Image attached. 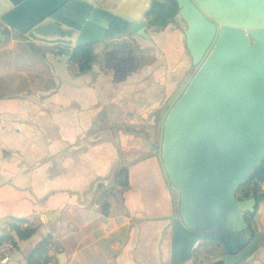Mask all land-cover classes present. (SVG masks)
<instances>
[{
  "label": "crops",
  "instance_id": "1",
  "mask_svg": "<svg viewBox=\"0 0 264 264\" xmlns=\"http://www.w3.org/2000/svg\"><path fill=\"white\" fill-rule=\"evenodd\" d=\"M183 31L121 36L150 49L135 52L137 67L99 58L74 73L67 54L0 21V240L16 244L10 264L33 252L36 264H61V252L63 264H171L176 199L157 125L191 64ZM211 246L200 243L188 264L215 258ZM238 264H264V241Z\"/></svg>",
  "mask_w": 264,
  "mask_h": 264
},
{
  "label": "water",
  "instance_id": "2",
  "mask_svg": "<svg viewBox=\"0 0 264 264\" xmlns=\"http://www.w3.org/2000/svg\"><path fill=\"white\" fill-rule=\"evenodd\" d=\"M175 1L191 64L157 125L160 169L176 199L171 264L192 262L200 243L220 249L206 264L250 261L264 241V190L237 192L264 161V0ZM153 2L0 0V21L68 54L127 34L150 39Z\"/></svg>",
  "mask_w": 264,
  "mask_h": 264
},
{
  "label": "trees",
  "instance_id": "3",
  "mask_svg": "<svg viewBox=\"0 0 264 264\" xmlns=\"http://www.w3.org/2000/svg\"><path fill=\"white\" fill-rule=\"evenodd\" d=\"M178 5L175 0H154L151 11L148 15V27L151 29H157L158 31L176 21L178 18ZM21 36L26 37L21 34ZM95 45L97 43H86L77 45L69 50L67 54L69 61L77 62L80 66V71H89L93 68L95 63L99 59V54L96 51ZM59 46V52L66 55V47ZM106 46L109 43L106 42ZM264 181V161L260 167H258L251 177L239 186L237 195L240 199L247 198L251 192H257L260 190V184ZM31 232L21 234V237H27ZM42 253V251H41ZM35 252L29 256V264L38 263L39 257L35 256ZM38 256H40L38 254ZM217 264H224L219 262Z\"/></svg>",
  "mask_w": 264,
  "mask_h": 264
},
{
  "label": "rangeland",
  "instance_id": "4",
  "mask_svg": "<svg viewBox=\"0 0 264 264\" xmlns=\"http://www.w3.org/2000/svg\"><path fill=\"white\" fill-rule=\"evenodd\" d=\"M177 17L178 18L175 22L169 24L168 26L162 29L163 34L167 36V34L174 31L178 33V34L175 33L176 35H179V37H181L183 29L186 28V24L179 18V16ZM146 20L149 21L148 16L146 17ZM168 37L169 39H172L171 34H169ZM127 38H128V41L125 40L126 38H122L121 36H119L118 38H114L112 40L106 41L107 43H109V46H106V42L97 43V45H95V48L99 54L100 61L107 62V63L116 61L122 66H127V67L130 66L131 68L137 67L139 59L137 58L138 56L135 54V52L136 53H139L142 51L149 52L150 49L148 47L146 49H140V47L136 45L135 41L133 40V38H131V36H128ZM141 41L145 43L144 40H141ZM146 45L149 46V43ZM172 61L174 60H171V62ZM206 249L210 250V252L212 253L214 252V254L218 252L217 250L220 251L219 248H217L216 250V248L212 246Z\"/></svg>",
  "mask_w": 264,
  "mask_h": 264
},
{
  "label": "built area",
  "instance_id": "5",
  "mask_svg": "<svg viewBox=\"0 0 264 264\" xmlns=\"http://www.w3.org/2000/svg\"><path fill=\"white\" fill-rule=\"evenodd\" d=\"M55 50L59 52V46L53 45ZM70 70L74 73L80 72V66L77 62L69 61ZM17 247L14 241L10 239L0 240V264H10L16 254Z\"/></svg>",
  "mask_w": 264,
  "mask_h": 264
},
{
  "label": "flooded vegetation",
  "instance_id": "6",
  "mask_svg": "<svg viewBox=\"0 0 264 264\" xmlns=\"http://www.w3.org/2000/svg\"><path fill=\"white\" fill-rule=\"evenodd\" d=\"M251 217L253 218V219H252V221H253V220H254V215H252Z\"/></svg>",
  "mask_w": 264,
  "mask_h": 264
}]
</instances>
